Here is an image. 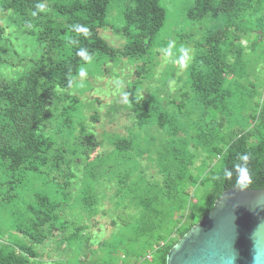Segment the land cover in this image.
Here are the masks:
<instances>
[{
    "label": "trees",
    "instance_id": "1",
    "mask_svg": "<svg viewBox=\"0 0 264 264\" xmlns=\"http://www.w3.org/2000/svg\"><path fill=\"white\" fill-rule=\"evenodd\" d=\"M168 2L0 0L1 48L15 41L10 35L17 23L18 32L40 43L36 56L28 58L35 59L30 70L16 81L0 78V264L83 263L74 257L76 252L85 250L81 257L89 255L87 249L95 253L96 241L89 244L91 238L82 233L84 220H76V213L95 216L109 197L126 215L121 226L115 219L110 229L100 226L102 234L110 235L97 247L103 249L102 264H167L173 246L210 213L225 190L264 189V109L250 118L241 115L260 86L253 83L247 88L242 82L253 60L247 53L258 54L254 59L264 63V47L259 50L264 39V0H177L172 11ZM113 7L120 9L117 18L110 16ZM211 13L224 21L217 31L200 39L191 27L176 31L180 43H191L195 49L187 79L192 89L189 108L184 118L179 117L190 119L189 127L161 112L154 95L145 109L136 107L131 112L140 126L159 122L169 133L166 149L157 156L162 182L148 178L140 166L138 157L149 151L139 144L135 124L126 128V135H115L110 152L99 153L96 131L86 122L100 123L103 117L94 110L86 120L83 103L89 102L84 96L93 88L82 79L96 78L102 67L118 65L125 58L142 63L128 86L133 92L141 80L154 75L153 48L170 45L166 39L172 33L169 19L183 28L202 26ZM80 27L87 31H79ZM101 30L123 37L124 46L115 48ZM245 40L250 45L244 46ZM11 47L7 53L10 59L20 60L17 64L0 51V72L9 76L10 67L22 68L27 60ZM95 100L102 104L99 97ZM225 126L233 130L238 126V133L229 132L217 140L213 131ZM193 128L196 135L189 138ZM179 130L187 136H180ZM191 140L210 154L223 151L202 203L193 202L182 190L193 158ZM241 156L248 160H240ZM79 172L80 185L72 197L69 182ZM98 184L116 187L100 198ZM191 218L192 222L183 224ZM54 242L73 259L50 256Z\"/></svg>",
    "mask_w": 264,
    "mask_h": 264
},
{
    "label": "rangeland",
    "instance_id": "2",
    "mask_svg": "<svg viewBox=\"0 0 264 264\" xmlns=\"http://www.w3.org/2000/svg\"><path fill=\"white\" fill-rule=\"evenodd\" d=\"M177 0H169L168 9L172 11L174 8L175 2ZM120 9L113 7L110 12V16L113 18L118 17ZM214 13L209 14V18L202 22V26L191 25L185 26L177 25L174 23V19L170 18L168 29L172 32L170 35L166 36V39L170 42V45L166 48H153L154 52V63L155 68L154 75L148 80H141V86L133 89V92L129 91V84H132L137 77V71L140 68V64L126 60L125 58L120 61L118 65L112 64L107 67H102L101 73L98 77L87 79L83 78L82 80L90 83V86L93 88L92 91L86 92L85 98H87L90 103H83L84 107V116L86 120H90L91 113L94 110H98L99 114L103 117L100 123H94L92 121L86 122L90 129L96 131L97 142L100 145L97 148L99 153L110 152L114 146L112 141L115 139L116 134H127L126 128L133 126L134 124V134L141 138L139 144L141 147H147L148 153L144 157H138L140 161V166L142 169H145V174L148 178L161 181L163 176L158 168V152L166 149L165 141L169 137V133L165 128L158 123L155 125H146L140 126L135 117L132 116L131 112H134L136 107L145 109V106L150 101L152 95L156 96L157 100H160L162 110L161 112L168 113L170 119L173 118L178 124L182 123V126L189 127L191 122L190 119H181L180 116L184 118L189 104L187 103V98L192 95V89L189 81V67L192 62V57L195 54L194 46L189 43H180V37L176 31L179 30H188L190 27L193 28V32L196 34V38H202V36L211 31L215 32L224 25L222 16L213 15ZM215 14H219L215 12ZM220 15V14H219ZM181 17V16H180ZM18 23L15 25V31L11 32L10 38L15 40L11 45L15 46L20 50L21 58H27L25 65L22 68H13L10 67V76L6 75V72H0V78H3L7 81H16L19 79L25 71L33 66L34 58L28 60L30 57H35L34 51L37 50L40 43L34 38L29 36H24L22 31L18 32ZM18 33H20L18 35ZM101 34L115 47L122 48L125 44L123 37L116 35L112 30H101ZM18 36H20L18 38ZM256 38L253 35L252 39ZM261 44L259 50H262L264 47V39L260 40ZM180 43V44H179ZM6 45L1 48L2 57L8 59L10 63L14 62L17 64L20 60H14L9 58L7 50L13 49L12 47ZM244 46L250 45L248 41L243 42ZM176 48V51L170 52L171 49ZM183 50V51H182ZM184 52L187 53V57L181 62V57L184 55ZM258 54L249 52L247 53L248 58L253 59L249 68L248 75L244 78L243 84L249 88L253 83H257L259 86L258 93L251 97L247 102L248 107L241 109V115L245 118H250L255 116V112H260L264 109V63L260 64L254 59ZM89 70H94V68H89ZM239 96V97H238ZM237 97L240 98L241 95ZM99 97L102 104H99L95 99ZM235 98H233L231 106L235 105ZM236 100V99H235ZM87 102V101H86ZM198 112L193 114V120L198 117ZM163 116V115H161ZM131 117L132 121H128L127 118ZM253 125L252 121L249 124ZM239 127L236 126L233 130V127L225 126L223 130H214L213 134L217 140H221L226 133H231L235 131L237 134ZM180 136L183 138L186 135L184 130H179ZM178 135V136H179ZM196 135L195 129L193 128L188 137L193 138ZM112 138V140H110ZM148 141V144L147 142ZM168 143V142H167ZM223 148V147H222ZM224 149V148H223ZM222 149V150H223ZM190 150L193 154L191 165L189 167V180L184 184L182 190L185 194L191 197L193 202L202 203L205 199L206 193L211 188L212 180L216 176L215 167L220 164L222 152H216L215 154H210L206 147L199 145L197 142L191 140ZM154 158V160L152 159ZM153 160V161H152ZM80 176L81 172L78 175H75L71 178L70 191L69 194L72 197H75L80 185ZM113 178V177H112ZM112 178H110L112 180ZM109 182V181H108ZM99 188L98 194L100 198L102 194L110 195L112 190L116 187L115 184H98ZM116 201H114L115 203ZM114 203L109 198L104 199L102 202L103 207H100V212L95 216H88L79 211L76 213V220H84L82 224L83 229L82 233L84 236H89L91 241L89 242L92 245L95 241L96 244L93 247L96 248L95 253L92 249H87L86 252L89 253L88 256L81 257L84 253H77L74 257L81 259V264H86L95 260L93 264H102L103 249L97 248L100 241H107L110 239V235L102 234L100 231V226L103 225L110 229V223L112 220H117L120 223V226L124 223L123 216L126 215L125 212H122V209L114 206ZM79 210V209H78ZM70 213V212H69ZM186 216L190 215V211L185 212ZM188 219V217H186ZM182 221L185 218L182 217ZM194 219L187 220L189 224ZM181 221V222H182ZM196 225V224H195ZM116 232V230H115ZM176 238V237H175ZM50 256H53L54 259H64L66 260L73 259L72 255H65L62 248H59L54 242L51 244L49 250Z\"/></svg>",
    "mask_w": 264,
    "mask_h": 264
},
{
    "label": "water",
    "instance_id": "3",
    "mask_svg": "<svg viewBox=\"0 0 264 264\" xmlns=\"http://www.w3.org/2000/svg\"><path fill=\"white\" fill-rule=\"evenodd\" d=\"M167 264H264V189L225 190L173 246Z\"/></svg>",
    "mask_w": 264,
    "mask_h": 264
},
{
    "label": "clouds",
    "instance_id": "4",
    "mask_svg": "<svg viewBox=\"0 0 264 264\" xmlns=\"http://www.w3.org/2000/svg\"><path fill=\"white\" fill-rule=\"evenodd\" d=\"M42 7V6H41ZM79 31H87V29H85V28H83V27H80L79 29H78ZM183 51V50H182ZM81 55H83V53H81ZM187 57V53L186 52H184V55L181 57V62H183V60L185 59ZM85 73L82 71L81 72V75L83 76ZM240 160H242V161H247L248 160V157L247 156H241L240 157ZM236 167L238 168V169H240L241 171H246V168H243L241 165H239V164H237L236 165ZM230 174V173H229Z\"/></svg>",
    "mask_w": 264,
    "mask_h": 264
},
{
    "label": "built area",
    "instance_id": "5",
    "mask_svg": "<svg viewBox=\"0 0 264 264\" xmlns=\"http://www.w3.org/2000/svg\"><path fill=\"white\" fill-rule=\"evenodd\" d=\"M146 258H147V259H151V255H148Z\"/></svg>",
    "mask_w": 264,
    "mask_h": 264
}]
</instances>
